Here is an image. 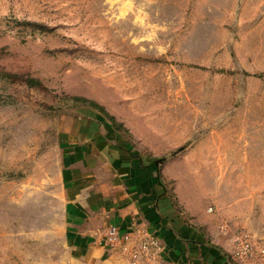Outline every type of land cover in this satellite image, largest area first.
Here are the masks:
<instances>
[{
  "label": "rangeland",
  "instance_id": "obj_1",
  "mask_svg": "<svg viewBox=\"0 0 264 264\" xmlns=\"http://www.w3.org/2000/svg\"><path fill=\"white\" fill-rule=\"evenodd\" d=\"M97 117L159 156L220 131L206 203L264 248V0H0V264H159L63 239L60 144Z\"/></svg>",
  "mask_w": 264,
  "mask_h": 264
},
{
  "label": "crops",
  "instance_id": "obj_2",
  "mask_svg": "<svg viewBox=\"0 0 264 264\" xmlns=\"http://www.w3.org/2000/svg\"><path fill=\"white\" fill-rule=\"evenodd\" d=\"M106 127L98 117L75 120L60 144L66 243L82 254L105 253L107 262H114L119 247L118 253L129 254L134 263L237 264L228 252L233 244L223 219L239 200L225 206L206 203L223 188L216 177L225 169L210 164L228 159L220 131L210 130L159 156L140 151L114 127L106 133ZM193 161H200L198 168ZM110 225L120 239L112 248L104 243ZM144 238H155L157 247L143 251Z\"/></svg>",
  "mask_w": 264,
  "mask_h": 264
},
{
  "label": "built area",
  "instance_id": "obj_3",
  "mask_svg": "<svg viewBox=\"0 0 264 264\" xmlns=\"http://www.w3.org/2000/svg\"><path fill=\"white\" fill-rule=\"evenodd\" d=\"M236 240L238 241V245L236 246L237 249L230 255L232 259H236L239 263H244L249 260L253 264H262L258 261V258L264 253V248H256L246 234L237 235ZM119 241L117 227L110 225L105 232L104 243L112 248ZM141 243V249L145 252H149V249H155L157 247L155 238H144Z\"/></svg>",
  "mask_w": 264,
  "mask_h": 264
},
{
  "label": "water",
  "instance_id": "obj_4",
  "mask_svg": "<svg viewBox=\"0 0 264 264\" xmlns=\"http://www.w3.org/2000/svg\"><path fill=\"white\" fill-rule=\"evenodd\" d=\"M183 147H179L176 151L181 150Z\"/></svg>",
  "mask_w": 264,
  "mask_h": 264
}]
</instances>
